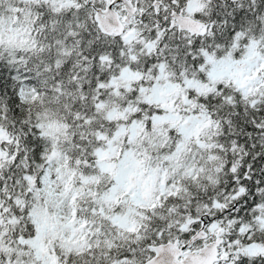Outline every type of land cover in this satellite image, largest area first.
<instances>
[{"label": "snow or ice", "instance_id": "snow-or-ice-1", "mask_svg": "<svg viewBox=\"0 0 264 264\" xmlns=\"http://www.w3.org/2000/svg\"><path fill=\"white\" fill-rule=\"evenodd\" d=\"M0 264H264V0H0Z\"/></svg>", "mask_w": 264, "mask_h": 264}]
</instances>
